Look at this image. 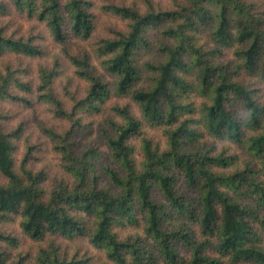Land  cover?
Instances as JSON below:
<instances>
[{"label":"trees","instance_id":"1","mask_svg":"<svg viewBox=\"0 0 264 264\" xmlns=\"http://www.w3.org/2000/svg\"><path fill=\"white\" fill-rule=\"evenodd\" d=\"M93 5L0 0L59 48L33 68L42 35L0 19V264H264V2L105 4L126 27L101 35ZM48 147L63 176L38 164Z\"/></svg>","mask_w":264,"mask_h":264},{"label":"rangeland","instance_id":"2","mask_svg":"<svg viewBox=\"0 0 264 264\" xmlns=\"http://www.w3.org/2000/svg\"><path fill=\"white\" fill-rule=\"evenodd\" d=\"M92 1L94 2L93 11L95 12V14H97V20H98L96 35L106 34L107 29L109 27H114L117 29H124L126 27V23L124 20L119 18V16H117L116 14H113L111 12L104 10L102 5H105V4H126V5H130L134 0H92ZM262 1L264 2V0H262ZM153 2L159 6L164 7V8H170V7L174 6V0H153ZM8 17L13 18V20L16 21V23H19L24 32L29 31L31 28H34V31H37V32H39L40 35H42L41 43L45 46L47 54L41 60H33L30 63L31 67L37 68V65L39 63H42V62L43 63H51L53 60V55L56 54L57 52H59V48L51 41L50 36L48 35L47 30L45 29L44 25H42V24H40L34 20L27 19L23 14L17 13L15 10H12L9 15H7L4 18H0V19H8ZM205 35L206 34H204V38H205ZM152 38L156 39L157 37H156V35L152 34ZM139 55L137 57H138V60H140V61H146V60L154 59L156 57L155 47L152 48V50H149L146 52L143 51ZM231 56H232L231 49H227L225 51V53L223 54V56L221 57V59L226 60V59H229ZM62 63H63V69L64 70H63V73L61 75V83H59L61 91H63V89H64L63 85H65L66 83H68V85L70 86L71 89L77 90L81 86L80 81L77 78L73 77V72H72V69L69 66V64L66 63L65 61L64 62L62 61ZM65 89H64V91H65ZM261 95L264 97V86L263 85H261ZM194 99L199 100L198 97H194ZM2 105L6 110L9 111L10 114H13L18 121H20L21 119H24V118H28V117H30V118L35 117L33 119L34 124H37L39 122L44 123L46 121H50V122L54 123L55 125H59V124L61 125L62 124V123H60V121L50 119L48 117V114H47L45 108L42 105H36L35 108H33V109H25L20 105L13 104L10 102L3 103ZM44 141H45V143L48 142L47 139H44ZM38 164L40 166L45 167V168L47 167L53 177L54 176L59 177V176L64 175V173L59 168L57 161L55 159V155L53 154V150H51L50 147L47 148L46 152L41 157V161ZM177 188L180 192H183L188 196H191V197L195 196V191L193 189H190L189 187H187L183 179L178 180ZM156 197L158 199H160V197L157 193H156ZM182 221L183 220L180 218H175V220H173V223L174 224H181ZM138 225L127 226L122 230V233H125V234H133V233H137V232L141 233L142 232V223H140L139 226ZM7 226L9 228H14L15 230L18 231L17 223L11 222V224H8ZM190 226H194V225L191 224ZM18 234L21 235V233L19 231H18ZM22 241H23L22 248L28 249L30 242H26L24 240V238L22 239ZM81 243L84 245L86 244L84 241H82ZM263 243H264V241H263ZM73 250H75V249L73 248L72 251ZM85 250H86V248L82 249L81 252L84 253ZM94 252L97 253V251H94ZM182 254L185 257H187L189 255L188 249L184 247L182 249Z\"/></svg>","mask_w":264,"mask_h":264}]
</instances>
